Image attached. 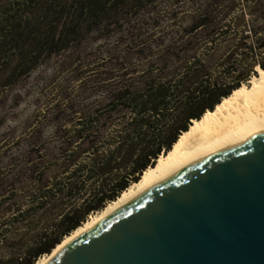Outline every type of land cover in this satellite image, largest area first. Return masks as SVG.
<instances>
[{"label":"trees","instance_id":"16d2710c","mask_svg":"<svg viewBox=\"0 0 264 264\" xmlns=\"http://www.w3.org/2000/svg\"><path fill=\"white\" fill-rule=\"evenodd\" d=\"M125 2L74 0L78 22L58 39L47 35L46 46L97 30ZM177 20L168 45L159 46L156 71L125 72L100 106L65 122L15 169L12 185H0V196L9 194L0 201L8 217L0 224V264L51 256L138 184L194 121L264 71V0H199Z\"/></svg>","mask_w":264,"mask_h":264},{"label":"rangeland","instance_id":"374dc122","mask_svg":"<svg viewBox=\"0 0 264 264\" xmlns=\"http://www.w3.org/2000/svg\"><path fill=\"white\" fill-rule=\"evenodd\" d=\"M198 1L126 0L97 30L47 47V35L78 22L74 0H0V185H12L15 169L65 122L100 106L125 72L156 71L177 14Z\"/></svg>","mask_w":264,"mask_h":264},{"label":"water","instance_id":"95a60500","mask_svg":"<svg viewBox=\"0 0 264 264\" xmlns=\"http://www.w3.org/2000/svg\"><path fill=\"white\" fill-rule=\"evenodd\" d=\"M51 264H264V132L113 211Z\"/></svg>","mask_w":264,"mask_h":264},{"label":"bare ground","instance_id":"6f19581e","mask_svg":"<svg viewBox=\"0 0 264 264\" xmlns=\"http://www.w3.org/2000/svg\"><path fill=\"white\" fill-rule=\"evenodd\" d=\"M263 132L264 71L261 70L248 86L243 85L213 112L206 113L200 121H194L172 151L161 156L156 165L143 174L138 184L131 186L102 213L91 216L81 229L67 238L53 252V261L64 247L91 233L95 224L113 211L190 165ZM52 256H46L36 264H49Z\"/></svg>","mask_w":264,"mask_h":264}]
</instances>
